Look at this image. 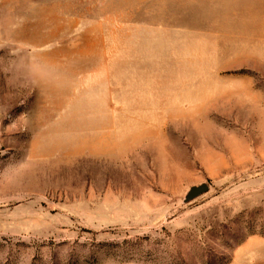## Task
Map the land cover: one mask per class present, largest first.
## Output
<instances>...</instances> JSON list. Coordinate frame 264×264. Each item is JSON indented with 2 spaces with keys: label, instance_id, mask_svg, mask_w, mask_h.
I'll return each instance as SVG.
<instances>
[{
  "label": "rangeland",
  "instance_id": "rangeland-1",
  "mask_svg": "<svg viewBox=\"0 0 264 264\" xmlns=\"http://www.w3.org/2000/svg\"><path fill=\"white\" fill-rule=\"evenodd\" d=\"M0 264H264V0H0Z\"/></svg>",
  "mask_w": 264,
  "mask_h": 264
},
{
  "label": "water",
  "instance_id": "water-1",
  "mask_svg": "<svg viewBox=\"0 0 264 264\" xmlns=\"http://www.w3.org/2000/svg\"><path fill=\"white\" fill-rule=\"evenodd\" d=\"M208 190V185L206 183H201L199 185H193L189 188L185 195V201L192 200L197 196L201 195L202 193Z\"/></svg>",
  "mask_w": 264,
  "mask_h": 264
}]
</instances>
